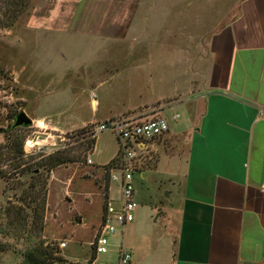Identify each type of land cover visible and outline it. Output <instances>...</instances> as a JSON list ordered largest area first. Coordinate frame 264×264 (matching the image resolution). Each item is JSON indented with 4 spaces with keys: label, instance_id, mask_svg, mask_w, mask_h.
Wrapping results in <instances>:
<instances>
[{
    "label": "rangeland",
    "instance_id": "obj_1",
    "mask_svg": "<svg viewBox=\"0 0 264 264\" xmlns=\"http://www.w3.org/2000/svg\"><path fill=\"white\" fill-rule=\"evenodd\" d=\"M94 1L93 14L98 15L102 13L99 3L115 2L120 7L125 1V24L109 27L121 33L132 29L135 20V28L122 43L89 38L91 32L101 30L91 23L90 33L73 26L76 34L61 32L51 20L50 27L43 25L40 18L48 12L38 10L46 6L42 0H0V173L6 175V180L0 177V264H25L27 255L34 264H75L87 257L86 252L91 255L84 242L93 240L109 193H118L116 182L109 186L105 166L120 152L118 136L112 131L96 135L93 151L83 146L84 136L93 138V126L102 123L85 121L94 112L91 93L97 94L98 119L104 115H114L111 120L159 117V104L149 103L156 84H151L154 71L166 64V57L173 59L177 48L192 51L198 42L207 44L232 19L241 0ZM138 3L145 4L141 10ZM107 13L121 15L118 10ZM182 13L185 22L180 19ZM182 33L185 43L178 40ZM96 53L99 56L94 58ZM144 101L147 105H140ZM22 112L33 120L31 125L15 126ZM173 114L166 113L170 121ZM21 147L24 156L16 160L13 154ZM57 151H66L78 161L51 172L39 169L48 182L45 197L41 185L37 191L29 188L37 180L27 170L36 169ZM162 169L146 170L145 177L135 175L136 201L146 211L148 206L160 207V199L168 200L171 185L159 174ZM150 213L156 218V212ZM62 242L67 247H61ZM44 252L49 256L44 258ZM99 258L101 263L117 264L113 252Z\"/></svg>",
    "mask_w": 264,
    "mask_h": 264
},
{
    "label": "crops",
    "instance_id": "obj_2",
    "mask_svg": "<svg viewBox=\"0 0 264 264\" xmlns=\"http://www.w3.org/2000/svg\"><path fill=\"white\" fill-rule=\"evenodd\" d=\"M83 1L42 0L46 6L38 10L48 12L40 18L43 25L50 27L51 20L61 32L76 34L73 26L90 33L88 25L95 24L101 30L89 38L117 44L135 28L133 19L132 29L110 31L111 25L125 24L124 0L120 7L99 3L100 15L93 14L94 0ZM138 4L137 10L145 5ZM110 10L121 15L110 16ZM180 19L185 22V13ZM178 37L185 43V33ZM165 61L151 76L156 84L149 103L159 104V116L172 111L179 118L156 141L142 177L146 170L163 168L159 174L171 185L168 200L160 199V207L148 206L149 211L137 203L135 221L112 239L110 253L118 262L124 244L132 264H264V0H241L207 44L198 42L192 51L177 48ZM91 95L94 112L85 121L113 119H98L97 94ZM89 242L84 244L90 247ZM86 255L75 262L84 264L90 252ZM111 261L99 258L98 264Z\"/></svg>",
    "mask_w": 264,
    "mask_h": 264
},
{
    "label": "built area",
    "instance_id": "obj_3",
    "mask_svg": "<svg viewBox=\"0 0 264 264\" xmlns=\"http://www.w3.org/2000/svg\"><path fill=\"white\" fill-rule=\"evenodd\" d=\"M178 118L179 115H174L172 120L176 121ZM170 130L171 121L162 116L145 120H108L93 126V137L106 131H112L118 136L120 152L110 170V182L117 183L118 193L115 196L109 193L105 200L99 228L90 242L91 255L84 264H98L101 255L110 253L112 239L135 221L138 207L135 175L143 174L144 165L150 160L147 158L156 150V141L166 136ZM29 143L35 147L34 142ZM89 163H92L91 159ZM262 190L264 191V186ZM61 247H67V243L62 242ZM132 259V253L121 244L117 264H132Z\"/></svg>",
    "mask_w": 264,
    "mask_h": 264
},
{
    "label": "trees",
    "instance_id": "obj_4",
    "mask_svg": "<svg viewBox=\"0 0 264 264\" xmlns=\"http://www.w3.org/2000/svg\"><path fill=\"white\" fill-rule=\"evenodd\" d=\"M92 133V132H91ZM90 133V135H91ZM86 138V141H84L83 143V146L85 147V150H91L93 151L94 148H95V145H96V141H97V138L93 137V138H90V136H84V139ZM88 138V139H87ZM66 151H57L51 155L48 156V158L45 160H42L41 162L42 163H38L37 166H36V169L35 168H28L27 172L28 174H32V177L31 179H36L37 182H32L30 185H29V188H31L32 190L34 191H37L36 189L39 187L38 185H41L42 186V192L45 194V197H46V193H47V187H48V182H47V178H44V174L42 172L39 171V169L42 168H45L51 172L52 170H54L55 168L59 167V166H62V165H65L67 163H71V162H76L78 161L77 159H75L74 156H71L70 153H68L66 155ZM14 158L16 160H18L19 157H22L24 156V151H23V147L17 149V152L15 151V154H13ZM118 157V155H117ZM117 157H115L110 163H108L105 167H106V173L108 175V173L110 172V169L114 166V164L116 163L117 161ZM14 159V160H15ZM1 162V161H0ZM16 169H19V164H16ZM22 175H25L26 172H22L21 173ZM0 177L4 180H6V175L4 174V172H1L0 173ZM109 182V186H110V180L108 181ZM21 183V182H20ZM24 185V183H22ZM108 188V187H107ZM42 256L45 258V256H49V254L47 252H44L42 254ZM25 264H34L32 259H31V256L30 255H27L26 256V259H25Z\"/></svg>",
    "mask_w": 264,
    "mask_h": 264
},
{
    "label": "water",
    "instance_id": "obj_5",
    "mask_svg": "<svg viewBox=\"0 0 264 264\" xmlns=\"http://www.w3.org/2000/svg\"><path fill=\"white\" fill-rule=\"evenodd\" d=\"M32 123L33 120L30 117H28L26 113L22 112L17 116L15 126L31 125Z\"/></svg>",
    "mask_w": 264,
    "mask_h": 264
}]
</instances>
